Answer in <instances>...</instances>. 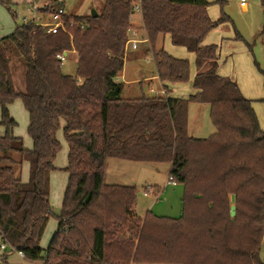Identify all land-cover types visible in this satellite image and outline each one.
Returning <instances> with one entry per match:
<instances>
[{
	"label": "trees",
	"instance_id": "obj_1",
	"mask_svg": "<svg viewBox=\"0 0 264 264\" xmlns=\"http://www.w3.org/2000/svg\"><path fill=\"white\" fill-rule=\"evenodd\" d=\"M51 1L53 9L62 7ZM137 2L106 0L97 18L62 16L63 28L29 23L0 40V125L5 129L0 239L41 264H263L264 132L252 101L219 75L218 46L205 45L218 27L208 15L209 4L142 1L150 46L143 52L151 53L167 94H151L144 80L137 83L139 96L123 98L129 86L120 77ZM161 37L195 56L194 93L188 98L172 97L171 89L189 81L190 62L158 49ZM70 52L78 57L76 77L65 75L58 59ZM14 53L24 64L21 89L14 82ZM17 100L29 118L32 150L14 136L17 123L9 106ZM191 103L210 108L211 137L189 135ZM59 130L69 148L68 186L57 231L43 250L41 240L53 216L50 189L62 148ZM110 159L170 164L169 177L184 187L182 216L148 213L141 219L134 211L136 188L106 184ZM24 162L30 165L27 183L21 180ZM130 226L137 236L120 240Z\"/></svg>",
	"mask_w": 264,
	"mask_h": 264
},
{
	"label": "rangeland",
	"instance_id": "obj_2",
	"mask_svg": "<svg viewBox=\"0 0 264 264\" xmlns=\"http://www.w3.org/2000/svg\"><path fill=\"white\" fill-rule=\"evenodd\" d=\"M16 1L20 0H0V40L13 34L17 28L24 25L25 19L32 20L35 15L33 8L35 6L34 0H31L30 4L27 5ZM206 1L209 4L207 12L210 19L218 23V27L208 34L206 46H218L220 53L219 75L234 81L238 85L242 95L252 101L261 130L264 132V0H247V8L245 10L241 7V0ZM61 3L64 14H58L57 10L59 7L55 8V12L46 11V13H41L39 16L42 23L56 25L61 22L62 16L66 18L76 16L90 18L93 11L97 14L103 11L106 0H63ZM131 18L133 23V26L131 25L132 32L136 34V36H132V39L145 38V31L142 28V15L135 13ZM159 46L171 56L190 62L191 73L189 81L186 84L178 85L171 89L172 97L188 98L194 93L192 86L194 74L196 73L195 56L184 48L173 46L168 37L158 42L157 48L161 49ZM145 49L150 50L149 43L138 44L136 49L131 47L128 52L129 58H126L124 78L121 81L132 87L125 89L123 98H135L139 96L140 88L137 83L144 81L146 77L156 74L151 53L150 55L144 54L143 51ZM12 56L14 59V82L17 88L21 89L23 85L22 74L24 64L18 54L14 53ZM134 56H138V58L133 59ZM76 69L75 58L73 54H69L62 63V71L65 75L76 77ZM158 83L147 80L144 88L147 89L148 85L152 84L149 87H153L154 90L159 92L161 89H159ZM17 101L15 105L13 104L15 107L17 106ZM16 114L14 120L17 123L15 129L18 137L23 140L24 145L26 144L29 146V149H32L33 142L26 132L27 117L23 116L20 111ZM188 122L189 132L191 131L197 139H207L215 133V127L211 121L210 108L208 106L191 103L189 105ZM4 135L5 129L0 125V136ZM57 136L62 148L57 155L56 164L58 166H56L61 169H58V171L51 175L50 205L53 216L50 218L41 240L40 246L45 249L48 248L53 235L57 231L58 217L62 213L64 194L68 186V174L64 171L67 165V143L63 139L62 130L58 131ZM124 164H126V167ZM25 167L27 168L26 172ZM22 168L21 176L25 174L26 179L29 180V164L24 163ZM169 171L170 164L168 163H134L112 159L106 170L105 182L108 185L136 188L137 197L134 211L141 219H144L148 213H152L160 218L179 219L182 216L184 187L168 183ZM120 176L123 177L120 178ZM146 186L158 188L162 190V194L158 199L155 196L144 197L143 190ZM136 236V230L130 226L124 233L120 234L119 239L127 241ZM2 245L3 243L0 239V264H41L21 258L18 254L19 252L11 246L6 245V250H2ZM260 259L264 264V240Z\"/></svg>",
	"mask_w": 264,
	"mask_h": 264
},
{
	"label": "built area",
	"instance_id": "obj_3",
	"mask_svg": "<svg viewBox=\"0 0 264 264\" xmlns=\"http://www.w3.org/2000/svg\"><path fill=\"white\" fill-rule=\"evenodd\" d=\"M142 1L143 0H138L137 3L134 4L133 7V12L134 13H140L142 14ZM59 3L63 2V0H58ZM35 6L34 11H35V15L32 18V20H28L25 19L24 25H27L29 23H36L37 25H41L43 27H52V28H63L62 22L53 25V24H44L41 21V18L39 16V14H41V10L43 9L46 13V11H52L55 12L56 10L52 8V1L51 0H34ZM62 4V3H61ZM241 7L245 10L247 8V0H241ZM59 15H63L64 14V10L62 7H59L57 10ZM133 13V14H134ZM130 40L126 43L125 46V50L126 52H129L130 48L133 47V49H136L138 44H146L148 43V40L146 38H141V39H132V35L136 36V34L134 32H132V30H130ZM132 34V35H131ZM134 51V50H133ZM66 55L65 54H61L58 56V59L61 61V63H63V61L65 60ZM149 92L151 94H154L158 97H165L166 96V91L164 89H161L159 92H157L156 90H154L153 88H149ZM168 183H173V179L171 177H169V182ZM144 193V197H150V196H155V198H158V194H159V190L158 188H154L153 186H147L144 188L143 190ZM6 245H2L1 249L2 250H6ZM19 256L21 258L25 259V256L23 253H18Z\"/></svg>",
	"mask_w": 264,
	"mask_h": 264
},
{
	"label": "crops",
	"instance_id": "obj_4",
	"mask_svg": "<svg viewBox=\"0 0 264 264\" xmlns=\"http://www.w3.org/2000/svg\"><path fill=\"white\" fill-rule=\"evenodd\" d=\"M16 2H18V3H20V4H30V2H31V0H24L23 2H22V0H20V1H16ZM15 2V3H16ZM6 3V2H5ZM11 4V3H10ZM19 4V5H20ZM135 14V13H134ZM133 14V15H134ZM132 15V16H133ZM142 15V14H141ZM143 21V20H142ZM130 23H131V25L133 26V23H132V18H131V20H130ZM51 24V23H50ZM143 28V27H142ZM131 30H132V28H131ZM136 32V31H135ZM137 33V32H136ZM132 35V34H131ZM133 36V35H132ZM165 38H167V37H161L160 38V40L161 39H165ZM169 38V37H168ZM170 39V38H169ZM159 40V41H160ZM160 45V44H159ZM205 45H206V41H205ZM160 47V46H159ZM161 48V47H160ZM69 54L71 55V54H73V56H74V58H75V61H76V64L78 63V57H77V55L74 53V52H70V53H67V56H69ZM135 57V56H134ZM133 57V59H135ZM195 75H196V73L194 74V78H195ZM123 78H124V72H123V74H122V76L120 77V80L122 79L123 80ZM150 79H153V80H150ZM144 80V79H143ZM147 80H149V82H153V83H156V82H159L158 84H159V86H160V88L159 89H164L163 87V85L161 84V82L157 79V77L155 76V74L153 75V76H151V77H146L145 78V81H147ZM134 82V81H133ZM136 82V81H135ZM152 86V84H150V87ZM132 86H129V89L131 88ZM153 88V87H152ZM165 90V89H164ZM16 103V102H15ZM15 103H14V105H15ZM13 104L12 105H10L9 106V111H10V114H11V117L14 119V117H16V113H18V111H20L22 114H23V116L25 115L26 117H27V127H28V125H29V118H28V115H27V113L24 111V109H23V106H22V103L18 100L17 101V106L15 107ZM204 106H206L207 107V105H204ZM15 107V108H14ZM189 131V130H188ZM26 132H27V128H26ZM62 135H63V133H62ZM189 135L191 136V137H194L195 138V136L192 134V132L190 131L189 132ZM14 136L15 137H17V138H20V137H18V134H17V131H16V129H14ZM20 136V135H19ZM58 137V136H57ZM31 139V138H30ZM63 139H64V136H63ZM58 140H59V137H58ZM66 153H67V165H66V167L68 166V154H69V148H68V145L66 144ZM24 148L25 149H27V150H32V149H29V146H27L26 144L24 145ZM112 159H110V160H108L107 161V165H106V170L108 169V167H109V165H110V161H111ZM24 163H27V164H29L28 162H24ZM23 163V164H24ZM58 166V164H56V161H55V167L57 168V169H61L60 167H57ZM124 166L126 167V164H124ZM23 167V166H22ZM65 167V168H66ZM23 169V168H22ZM64 169V168H63ZM27 171V168L25 167V172ZM29 174H30V165H29ZM106 175H107V173H106ZM117 177V176H116ZM123 176H120V178H122ZM27 177H26V175L25 174H22V176H21V180H22V182L23 183H27L29 180L28 179H26ZM147 187V186H146ZM159 190V194H158V196H160L161 194H162V190H160V189H158ZM159 198V197H158ZM157 198V199H158ZM42 248V247H41ZM43 250H46L45 248H42Z\"/></svg>",
	"mask_w": 264,
	"mask_h": 264
},
{
	"label": "water",
	"instance_id": "obj_5",
	"mask_svg": "<svg viewBox=\"0 0 264 264\" xmlns=\"http://www.w3.org/2000/svg\"><path fill=\"white\" fill-rule=\"evenodd\" d=\"M91 17L92 18H97L98 14L95 11H93ZM65 55L67 56V53H65ZM230 214H231L232 218H234L236 216V206H232L231 207V213Z\"/></svg>",
	"mask_w": 264,
	"mask_h": 264
}]
</instances>
